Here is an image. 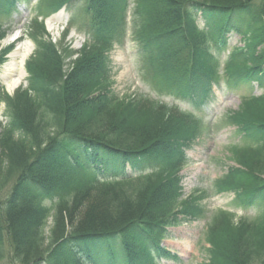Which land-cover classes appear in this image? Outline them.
I'll list each match as a JSON object with an SVG mask.
<instances>
[{"label": "trees", "instance_id": "16d2710c", "mask_svg": "<svg viewBox=\"0 0 264 264\" xmlns=\"http://www.w3.org/2000/svg\"><path fill=\"white\" fill-rule=\"evenodd\" d=\"M79 3L61 4L71 10ZM14 4L0 0V10ZM79 6L99 23L85 30L76 64L63 75L62 59L75 51L36 41L25 65L27 89L16 93L21 106H11L1 129L0 144L13 142V177L0 184V264L7 257L9 264H157L169 254L162 245L169 228L201 214L196 198L180 200V176L172 175L193 141L180 129L188 121L195 139L198 118L179 117L155 101L114 103L105 68L108 51L125 41L128 11L135 56L159 95L197 109L212 100L213 88L235 91L256 82L264 89V0H84ZM234 34L244 49L227 54L221 76L219 56ZM4 35L0 31V39ZM258 101L232 115L245 149L228 177L229 186L239 184L233 207L256 213L230 228V247L209 230L205 264H264V123L247 120ZM20 113L29 130L39 127L29 143ZM133 181L128 193L123 190ZM98 190L109 210L72 225L74 210ZM55 205L57 233L45 244L43 227Z\"/></svg>", "mask_w": 264, "mask_h": 264}, {"label": "rangeland", "instance_id": "374dc122", "mask_svg": "<svg viewBox=\"0 0 264 264\" xmlns=\"http://www.w3.org/2000/svg\"><path fill=\"white\" fill-rule=\"evenodd\" d=\"M21 1L16 4V11L6 13L0 10V31L5 34V37L0 41V58H3V62L0 63V138L2 127L7 126L11 118V106L19 108L20 99L17 98L16 93L27 89V66L24 64L25 75L20 84L21 87L18 86L19 90L15 91L16 88L14 90L7 89L6 79L3 77V66L8 62L9 53L14 50L17 44L23 43L31 46L29 54L31 58L36 48V41L45 43L50 42L49 39L54 40L55 43H62L66 51L69 49L78 50L85 37L84 30L99 23L95 13L94 15L84 13L81 16V13L76 12L74 18L70 20V12L61 7V3L65 0H49L40 7L37 4L38 0ZM37 10L44 12L39 14ZM63 29H67L66 34H64ZM34 36L37 38L34 39ZM125 40L124 45L114 47L109 51V65L108 68H105V76L108 85L110 84L114 103H127L131 100L138 102L140 100V103L143 102L148 105L146 101L156 100L160 106L166 104L165 106L169 111L178 114L179 117H187L180 112L188 111L199 120L195 139L191 135L194 127L188 121L180 129L183 136L189 135L187 139L193 141L185 153L186 163L173 171L172 175H180L179 191H181L182 197L189 200L196 198L194 201L198 204L201 214L176 228H169L168 238L162 242L169 254L166 258L160 259L157 264H204L207 260L206 248L208 247L209 230H214L218 243L223 244L224 247H230L233 245V235L230 228L234 227L239 219L251 218L255 215V211L252 209L241 210L232 205L233 192L239 184L234 183L233 186H229L228 177L232 168L239 166L243 161L241 153L245 149V146L240 144L238 134L235 132L239 126L233 121L232 115L243 112L241 107H246L248 103H251L250 99L253 96L259 101L256 104V109L250 112L251 116L247 120L251 126L263 124L264 91L258 89L256 85L251 86V89L240 86L238 91L216 89L213 90L215 93L214 100L208 101V104L197 109L192 108L187 103L173 101L171 97H160L149 83L143 80L141 65L135 58L134 41L130 37V30ZM242 44L241 35L234 34L228 43L227 50L219 56L220 62L217 69L220 74L227 70L224 68L223 61L227 59L228 51L234 46L242 49L244 47ZM61 47L58 46V49ZM76 62V56L70 60L64 59L61 69L63 75L68 73ZM25 86L26 88H24ZM6 95L9 96V100L6 99ZM160 110L161 108L158 109V111ZM22 113L26 119L28 114L31 117L27 111ZM20 116L19 120L22 122L19 126L25 128L24 132L28 134L27 142L29 143L30 131H35L37 130L35 128L39 127L33 126V130H29L32 124L29 122L30 125H28L21 113ZM46 129L52 132L51 135L56 132L49 128ZM18 134L16 133L13 139H17ZM25 137L27 138V136ZM12 144L11 140L6 143V146L0 144V184L2 185L8 182L9 177L10 179L13 177L11 176L10 162L8 163V154L10 155ZM135 183L134 181L126 183L123 190L128 193ZM104 198L105 196L100 193V190L91 192L81 206L74 210L75 213L71 216V224L79 223L85 218L87 220L92 216L103 217L102 210L104 209L105 212L109 210V202ZM56 209L57 205L53 207L51 215L43 227L45 244L50 242L51 238L55 239L57 233L54 218ZM67 213L66 210H62L64 217ZM65 222V228L69 230L68 220ZM1 263L9 264L10 259L4 258Z\"/></svg>", "mask_w": 264, "mask_h": 264}, {"label": "bare ground", "instance_id": "6f19581e", "mask_svg": "<svg viewBox=\"0 0 264 264\" xmlns=\"http://www.w3.org/2000/svg\"><path fill=\"white\" fill-rule=\"evenodd\" d=\"M59 16H62V14H59ZM30 51L31 46L19 43L9 53L8 62L3 66V77L6 79L7 89L14 90L22 83L25 75L23 64L28 58Z\"/></svg>", "mask_w": 264, "mask_h": 264}]
</instances>
